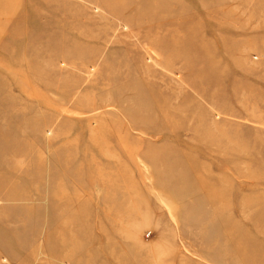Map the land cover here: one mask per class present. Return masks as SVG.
Segmentation results:
<instances>
[{
  "label": "rangeland",
  "instance_id": "obj_1",
  "mask_svg": "<svg viewBox=\"0 0 264 264\" xmlns=\"http://www.w3.org/2000/svg\"><path fill=\"white\" fill-rule=\"evenodd\" d=\"M264 264V0H0V264Z\"/></svg>",
  "mask_w": 264,
  "mask_h": 264
},
{
  "label": "bare ground",
  "instance_id": "obj_2",
  "mask_svg": "<svg viewBox=\"0 0 264 264\" xmlns=\"http://www.w3.org/2000/svg\"><path fill=\"white\" fill-rule=\"evenodd\" d=\"M87 264H89V263H87Z\"/></svg>",
  "mask_w": 264,
  "mask_h": 264
}]
</instances>
